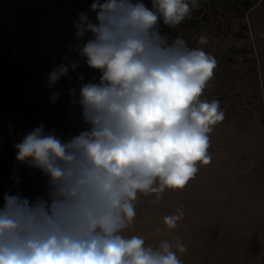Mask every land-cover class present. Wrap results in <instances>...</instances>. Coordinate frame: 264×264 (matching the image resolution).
<instances>
[{
  "label": "clouds",
  "instance_id": "1",
  "mask_svg": "<svg viewBox=\"0 0 264 264\" xmlns=\"http://www.w3.org/2000/svg\"><path fill=\"white\" fill-rule=\"evenodd\" d=\"M199 6L200 0H151V7L93 0L78 13L75 40L88 38L69 48L100 73L98 82L80 85L78 96L69 89L86 127L64 139L41 124L14 145L17 163L46 177V196L4 194L0 264H183L180 237L154 247L123 232L141 194H155L158 203L212 159L209 134L225 113L219 100L202 96L217 60L162 30L181 25ZM63 60L47 77L49 89L80 67L67 54ZM59 98L57 91L50 100ZM182 218L180 211L163 223L172 230Z\"/></svg>",
  "mask_w": 264,
  "mask_h": 264
},
{
  "label": "rangeland",
  "instance_id": "2",
  "mask_svg": "<svg viewBox=\"0 0 264 264\" xmlns=\"http://www.w3.org/2000/svg\"><path fill=\"white\" fill-rule=\"evenodd\" d=\"M77 17L64 0H0V207L5 193L46 196V177L15 159L14 145L27 132L43 124L67 139L86 127L69 89L78 96L80 85L98 82L100 73L69 48L88 38L75 40ZM162 30L216 58L202 99L219 100L225 118L209 134L210 163L199 165L184 189H166L158 203L155 194H141L123 235L154 247L180 237L183 264H264V0H200L190 18ZM201 35L207 45H198ZM66 54L80 67L49 89L47 77L67 63ZM180 211L169 230L163 218Z\"/></svg>",
  "mask_w": 264,
  "mask_h": 264
},
{
  "label": "built area",
  "instance_id": "3",
  "mask_svg": "<svg viewBox=\"0 0 264 264\" xmlns=\"http://www.w3.org/2000/svg\"><path fill=\"white\" fill-rule=\"evenodd\" d=\"M67 7L72 8L73 11L80 13L82 11H89L93 0H64ZM91 14V12H89Z\"/></svg>",
  "mask_w": 264,
  "mask_h": 264
}]
</instances>
